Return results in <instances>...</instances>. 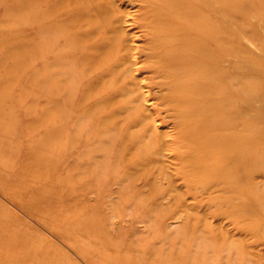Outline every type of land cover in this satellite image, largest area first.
<instances>
[{"label":"bare ground","instance_id":"6f19581e","mask_svg":"<svg viewBox=\"0 0 264 264\" xmlns=\"http://www.w3.org/2000/svg\"><path fill=\"white\" fill-rule=\"evenodd\" d=\"M253 2L261 14L254 29L259 55L247 45L244 0H23L24 22L37 26L31 49L25 39V64L34 53L41 63L45 138L39 147L56 168L63 166L70 180L60 182V171L61 187L76 192L86 180L87 188L96 187L92 179L99 177V189L111 181L119 186L118 203L135 206L143 218L159 208V227L163 214L181 206V194L172 191L179 177L192 197L213 190L208 201L216 214L264 233V186L254 181L264 173V0ZM255 71L260 76L249 79ZM159 121L171 124L172 136L159 130ZM151 177L160 183L150 185ZM139 180L149 190L139 189ZM23 188L20 196L9 194L61 237L82 240L92 232L94 243L104 239L97 225L82 230L86 218L78 213L50 207L47 193L27 197L29 189ZM166 197L172 205L162 207ZM77 199L72 198L74 208ZM151 237L165 240L160 231ZM104 241L103 253L120 243ZM123 245L121 254L99 263L135 264L143 247L131 259L125 252L129 243ZM149 252L145 264H176Z\"/></svg>","mask_w":264,"mask_h":264},{"label":"rangeland","instance_id":"374dc122","mask_svg":"<svg viewBox=\"0 0 264 264\" xmlns=\"http://www.w3.org/2000/svg\"><path fill=\"white\" fill-rule=\"evenodd\" d=\"M244 1V11L248 12V26L245 28L247 45L250 51L259 55L261 49L256 45L259 34L257 31L254 34V29L261 14L251 8L250 2L253 0ZM126 4L127 2L124 3ZM130 6H127L129 11L135 12L136 8ZM24 17L23 0H0V264H100L101 259L121 254L119 252L124 249V242L129 243L130 248L125 252L130 258L138 253L137 249L143 247L142 254L134 259L135 264H145L146 257L151 256L150 249L156 250L153 253L156 259L163 256L167 262L176 264H264V233L254 234L237 225L231 218L216 214L208 201V197L215 192L210 190L199 193L200 198L192 197L179 177L174 178L175 186L172 191L181 194V206H173L163 214L159 227L154 225V217L159 208L152 210L150 217L143 218V212L135 206L127 205L126 201L118 203L119 186L111 184V181L100 184L99 189L96 183L99 177L92 179V184L96 187L87 188L86 180L81 182L83 188L76 192L66 186L61 187L57 182L60 171L63 174L60 182L70 180L62 171L63 166L56 168L51 157L45 156V150L39 147L41 139L45 138L40 126V112L45 101L39 95L40 80L37 77L41 63L34 53L25 64L30 55L26 50L29 47L31 49L34 44L37 26L24 22ZM25 39L29 42L27 49ZM140 43L142 45L141 40L135 41L136 45ZM255 76L260 75L255 71L249 74V79ZM158 125L160 131L172 136L174 130L168 121H159ZM49 141L48 139L47 142ZM164 165L171 172L176 168L169 159L164 161ZM150 179V185L160 183L157 182L159 177ZM254 181L257 186L263 187L264 173H257ZM138 184L139 189L149 190L147 184L143 185V180H139ZM162 184L166 186L165 182ZM23 187L29 189L27 197L32 192L37 195L47 193V202L55 211L63 205L68 214L76 212L79 217L86 218L82 230L94 229L97 225L102 230L104 239L94 243L91 241L92 232H85L82 240V237L76 238L73 235L61 237L48 221L30 212L14 199L12 195L20 196L25 190ZM74 197L78 198L77 208L72 204ZM160 201L162 207L172 205L169 197ZM55 217L60 220L57 215ZM191 223L196 225L195 228H192ZM205 229L210 232L206 233ZM155 231H160L165 240L152 239L151 234ZM72 239H75L74 242ZM105 239L106 242L120 240V243L116 248L103 253L101 248ZM222 245L224 249L217 250ZM81 249L91 253V258ZM22 256L25 258L22 259Z\"/></svg>","mask_w":264,"mask_h":264}]
</instances>
